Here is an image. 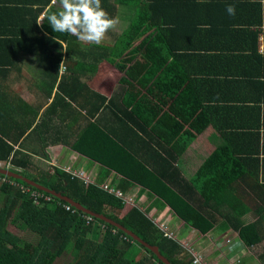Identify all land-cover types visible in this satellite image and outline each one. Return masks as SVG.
<instances>
[{
	"label": "trees",
	"instance_id": "trees-1",
	"mask_svg": "<svg viewBox=\"0 0 264 264\" xmlns=\"http://www.w3.org/2000/svg\"><path fill=\"white\" fill-rule=\"evenodd\" d=\"M4 1L2 4L23 5L27 9L33 3L40 5L42 0ZM49 1L51 0H47ZM173 1L101 0L102 7L112 18H119L118 8L126 7L127 13H130L127 17L124 16L129 22L128 27L118 36L113 37L111 45H107L106 40L100 45L83 43L67 33H55L44 19L43 30L48 34L39 33V39H43V44L39 47L43 49L39 53L48 60L41 70L42 76L52 77L48 85L50 89L48 96L55 84L61 63L63 67L67 66L65 70L68 71L63 76L65 79L59 86V92L55 94L45 111L47 116L34 132L37 143L42 149H45L47 144L67 145L71 151L91 163L102 166V172L92 182L85 184L82 179L72 176L61 168H54L52 172L34 168L31 165L32 154L28 155V152L22 148L16 151L13 149L34 121L29 123L26 129L23 128L19 133L15 132L14 137H16L12 140L8 137L10 132L6 131L7 129H0V162L8 166L0 168L23 178L27 177L59 192L61 196L80 204L84 209L110 219L142 242L158 247L161 255L171 264H192L190 251L177 239L165 236V233L155 225L149 216V209L153 206L159 211L170 208L172 216L177 221H183V231L191 229L200 235H205L215 228L220 232L235 231L247 247L260 241V237L257 235V226L243 222V217L249 211L244 207L245 198L241 192L245 180L241 163L238 162L230 146L225 144L210 152L202 160L192 179L187 180L182 174L181 167L175 166L174 162L182 157L185 159L188 148L209 125L208 121H204L200 104H193L189 109L186 100L176 95L175 90H180L178 86L181 84L171 86L172 92L160 89V83H151L152 85L146 89L150 98L163 109L161 118L156 117L154 105L149 106L136 100L130 102L128 99L126 103H120L121 108L114 115V124L125 128L103 131L96 125L87 123L77 139L69 140L62 132L59 134L56 128H53L56 132L55 139L50 141L46 139L47 128L50 127L48 116L62 109L66 101L65 97H69V101L74 103L73 97L77 91L89 94V91H86V79L97 86L100 85L98 88L102 95L96 94L100 100L97 110L104 105L110 87L108 85L110 82L104 77L109 74L111 82L118 83L117 72L122 74L124 70L118 61L123 59L125 53L132 50L134 44L137 45L133 50H138L142 60L149 64L152 76L153 57L160 59L159 62H163L164 58L163 51L153 50V46H160L162 43L166 45L170 43L171 34L179 35L174 26L179 22L177 18L182 15V11H186V8H182L183 4ZM251 1L227 0L217 5L226 8L227 5L234 4L236 10H248L255 8ZM216 3L217 1H211V8ZM44 5L32 10L35 19L39 12L43 11ZM23 7L18 9L19 12ZM49 10L55 12L59 9L50 6L45 16L49 14ZM120 18L123 19L122 16ZM15 37L17 46H23L24 35L17 34ZM39 39L34 32L31 44L33 42L39 44ZM64 44L67 48L66 54H64ZM73 53L80 57L83 63H79ZM103 61H108L116 67L113 74L108 72ZM129 72L130 69L123 72L124 77L121 76L119 82L126 84L123 80L127 75L129 76ZM95 75H98V79ZM172 76L174 73L167 72L171 84L172 81L174 82ZM155 89L164 93L160 94L162 96L169 93V101L164 97L162 100L158 99ZM65 104L66 108H70L68 102ZM12 112L9 104L0 109V122H7L9 130L15 125L16 120ZM165 122H170V126L168 124L163 137L159 138V132L162 131L158 126V130L144 132L149 126H164ZM130 128L138 130L145 137L140 138ZM105 152L108 156H103ZM139 159L140 161H137ZM169 168H173L172 172L175 173L173 179L165 177ZM31 171H35L36 174H31ZM111 174L112 176L108 178ZM101 183L119 189L123 197L109 194L100 186ZM21 185L30 190H38L50 196L52 200L50 202L41 200L39 205H34L30 192H22ZM134 185H137L140 191H146L147 199L151 201L149 208L142 210L124 201L125 197L131 198L132 203L137 202L139 191H135L134 194L132 191H127V188ZM223 204L227 209L221 211L219 208ZM64 205H68L70 210H65ZM84 216L89 215L71 206L62 198L50 195L21 178L0 173V264H54L55 261L64 260L68 256L70 261L61 264H164L156 255L133 241L123 231L94 217L92 221L86 223ZM19 220L26 226L30 238L17 237L6 229L8 223L15 224ZM156 220H159V224H166L157 214ZM166 226H169V222ZM233 239L234 237L231 236L226 240L223 237L222 245L228 246L226 249L235 246L237 239L235 242ZM262 263L264 264V260Z\"/></svg>",
	"mask_w": 264,
	"mask_h": 264
},
{
	"label": "crops",
	"instance_id": "crops-1",
	"mask_svg": "<svg viewBox=\"0 0 264 264\" xmlns=\"http://www.w3.org/2000/svg\"><path fill=\"white\" fill-rule=\"evenodd\" d=\"M2 1L0 0V109L9 104V108L13 110L11 114L16 117V120L12 130L8 129L9 125L4 121L0 122V129H7L6 131L10 132L8 137L12 140L16 137H14L15 132L19 133L23 128L26 129V126L34 121L20 142L13 147L15 151L22 148L28 152V155L32 154V158L50 167V170L44 171L52 172L54 170L50 166L52 164H58L54 168L68 165L73 170H80L92 179H96L102 172V166L91 163L64 144L53 146L47 144L46 148L42 149L34 135L35 130L47 116L45 111L55 94L59 92V86L65 79L63 76L68 71V69L65 70L67 66L63 67V71L59 70L48 96L50 90L48 85L52 77L42 76L41 70L48 60L39 53L43 49H39L43 44V39H39V33H48L43 30V25H38L36 22L45 16L50 6H57L53 0L49 2L42 0L40 5L33 3L27 10L23 5H5ZM211 1H217L213 8H211ZM173 2L183 4L182 8H186V11H182V15L177 18L179 22H176L174 26L179 35L171 34L170 43L166 45L162 43L160 46H153V50L163 51L164 58L163 62H159L160 59L153 57L152 76L149 64L142 60L139 52L136 53L137 57L133 56L126 64L123 62L127 54L125 53L123 59L118 61L124 68L122 74L117 72L118 83H112L109 74L104 77L110 82L104 105L97 110L100 100L96 94L102 95L98 88L100 85L97 86L91 80L86 79L88 83L85 82L87 86L85 89L89 91V94L77 91L73 97L74 103L69 101V97H65V103L68 102L70 108H66L64 103L62 109L48 116L50 127L47 128L48 137L46 139L49 141L55 139L56 132L53 128H56L59 134L62 132L69 140L77 139L87 123L96 125L103 131L125 128V126L114 124V115L119 112L120 103H126L128 99L130 102L136 100L149 106L154 105L156 117L161 118L163 109L150 98L146 89L152 85L151 83H160V89L172 92L171 86L181 84L178 86L180 90H175L176 95L186 100L189 109L193 104H200L204 121H208L209 125L188 148L185 159L182 157L176 162H171H174L176 167H181L182 174L189 180L194 176L202 160L216 147L225 144L230 146L238 162L241 163L245 180L242 183L241 192L245 198L244 207L249 211L243 217V222L257 226V235L260 237V241L247 247L235 231L220 232L215 228L205 235L197 233L196 238L201 236L198 239L200 246L206 248L205 255L202 253L204 264H227L225 260L220 259L223 251L226 252L224 244L222 245V238L226 236H234L233 242L237 239L234 247L236 251L231 255L239 258L241 262L239 264H263L264 0H252L251 3L255 5L254 9L236 10L235 16L228 15L226 8L220 5L227 0H174ZM219 2L221 3L217 5ZM43 5V11L39 12L35 19V13L32 10L41 8ZM21 7L23 10L19 12L18 9ZM29 8H31L30 11ZM34 32L40 40L39 44L36 42L31 44ZM17 34L24 35L23 46H17L16 39H14ZM63 47H65L64 54H66V44ZM73 54L79 63H83L80 57ZM102 63L108 72L113 74L116 70V67L108 61ZM109 67L114 69H109ZM141 67H146L147 70ZM129 69V76L127 75L123 80L126 84H122L119 78L124 77L123 72ZM167 72L174 73L172 76L174 85L171 84L170 77H167ZM96 76L98 79V75ZM147 80L150 82L148 83ZM154 91L158 99L162 100L164 97L169 101V93L162 96L160 94L164 93L158 89ZM168 124L170 126V122H165L164 126H149L144 132L158 130V126L162 131L159 132L160 138L166 133ZM127 126L131 127L128 124ZM130 129L140 138L145 137L138 130ZM138 152L144 153V151ZM104 155L108 156L106 152ZM34 163L31 159V165L39 168ZM172 171L173 168H169L165 177L173 179L175 173ZM31 174L35 175L36 172L31 171ZM111 176L112 174L108 178ZM127 191H132L133 194L139 191L136 203L140 209L150 207L151 201L147 199L145 190L140 191L138 186L134 185V187L127 188ZM219 209L223 211L227 207L223 204ZM149 210L150 217L154 214L153 217L156 219L157 214L159 218L168 220L170 227L172 222L178 223L172 216L170 208L159 211L153 206ZM187 231L191 242L195 231L191 229ZM185 233L186 231L180 237L184 239ZM209 242L215 244L214 249L212 247L208 249ZM227 255L230 254L227 253Z\"/></svg>",
	"mask_w": 264,
	"mask_h": 264
},
{
	"label": "clouds",
	"instance_id": "clouds-1",
	"mask_svg": "<svg viewBox=\"0 0 264 264\" xmlns=\"http://www.w3.org/2000/svg\"><path fill=\"white\" fill-rule=\"evenodd\" d=\"M53 3L59 10H49V14L42 16L36 23L43 25L46 19L55 33H67L88 44H102L107 33L119 23L118 18L109 16L101 0H53ZM226 11L228 15L235 16V5H227ZM60 70H64L62 63Z\"/></svg>",
	"mask_w": 264,
	"mask_h": 264
},
{
	"label": "rangeland",
	"instance_id": "rangeland-1",
	"mask_svg": "<svg viewBox=\"0 0 264 264\" xmlns=\"http://www.w3.org/2000/svg\"><path fill=\"white\" fill-rule=\"evenodd\" d=\"M125 8H118L119 15L122 16V18L124 16L127 17V15L130 14V13H127V10ZM120 16L118 18L119 19V23L117 24L116 28L114 30L109 31L107 33L105 39H104V41L106 40L107 44H111V41H112L113 37L114 36H118L123 30H125L128 27L129 22H127V19L125 17L123 19H121ZM83 43H85V42H83ZM136 45L137 44H135L134 47ZM134 47L132 48V50L129 53H127L125 55V57L123 59V62L125 64L127 62H129L133 58V56L137 57L136 53H137L138 50H133ZM141 68H144L145 71L147 70L146 67H141ZM135 86H136V84H135ZM39 154H40V152H39ZM32 160H33V163L36 162V164L34 163V165H36L37 167L41 168V170H43V171L44 170H50V167L48 165L41 164L37 159L35 160L34 158H32ZM56 165H58V164H56ZM56 165L52 164L50 166L52 167V169H54V167H56ZM59 167H60V165H59ZM61 168H62L63 171H65V170L66 171H70V170L73 171L72 167H70L68 165L61 166ZM78 171H80V170H78ZM128 199H131V198H128ZM128 205L138 206V204L136 202L135 203H131V204L128 203ZM153 216H155V215L152 214L151 217H153ZM153 218H155V217H153ZM162 221H164V223L167 222V221H165V219H162ZM166 224H168V222ZM182 225H183V221H178V223H173L172 222V226L171 227H170V225L167 226V227L165 226L164 230H165V232H167V234L173 236L178 241L180 240L182 243L180 241L179 242L186 249H188L190 251V254L192 252L193 254H198V255L201 254L202 256H203V254L205 255L206 248H203V247L200 246L201 243L198 242V239L201 236L200 237L198 236V238H196L197 233H198L197 231H195L193 233V236L191 238V242H190V234H189V232L187 230H185L186 233H185L184 239L180 237V235L182 233H184V231L182 230L183 228L181 229V227H183ZM158 228H160L163 231V229L161 227H158ZM6 229L9 232H11L13 235L17 236V237H22V238L25 237L26 239L30 238V234L28 233V230L26 229V226L20 220L17 221L15 224H9L8 223L7 226H6ZM224 238L226 240L227 238H230V236H226ZM186 239H188L189 241H187ZM210 247H212L214 249L215 248V244H213L212 242H209L208 249ZM227 247H225V248H227ZM234 247L235 246H232L231 248L226 249V252L223 251V254L221 255L220 259L225 260V262L227 264H238L239 258L238 257H232V255H231V253L236 251V249ZM227 253L230 254V255H227ZM136 259H137V257H136ZM69 261H70V259H69V256H68V257L64 258V260L59 259L58 261H55L54 264H61L62 262H69Z\"/></svg>",
	"mask_w": 264,
	"mask_h": 264
},
{
	"label": "built area",
	"instance_id": "built-area-1",
	"mask_svg": "<svg viewBox=\"0 0 264 264\" xmlns=\"http://www.w3.org/2000/svg\"><path fill=\"white\" fill-rule=\"evenodd\" d=\"M5 164L0 162V167H4ZM6 168L8 166H5ZM66 171V170H65ZM66 172H69L72 176H75V177H78L80 179H82L84 181L85 184H88L90 182H92V178L87 176L84 172L82 171H78V170H73V171H66ZM100 186L106 190L107 192H109V194H114L116 197H123L122 196V192L119 190V189H116L114 186H109L108 184L104 183V184H100ZM21 188V191L22 192H26V191H29L30 192V196L32 198V203L34 205H39L40 204V201H44V202H50L52 200V198L50 196H47V195H44L42 194V192L38 191V190H30V188L28 187H25V186H20ZM124 201L126 203H132L131 202V199H127L124 197ZM64 208L65 210H70V207L68 205H64ZM85 220L87 221L86 223L92 221V217L91 216H84ZM152 218V217H151ZM153 222L155 223L156 226L158 227H161L165 233V236H167L168 238H171V239H175L173 236L167 234V232H165L164 230V227L166 226V224H159L158 223V220L152 218ZM167 227V226H166ZM234 236H231V238H233ZM228 241V240H227ZM191 255H192V258H193V261H192V264H204V260H203V256L201 254H193L191 252Z\"/></svg>",
	"mask_w": 264,
	"mask_h": 264
},
{
	"label": "water",
	"instance_id": "water-1",
	"mask_svg": "<svg viewBox=\"0 0 264 264\" xmlns=\"http://www.w3.org/2000/svg\"><path fill=\"white\" fill-rule=\"evenodd\" d=\"M0 173H4L6 175H9V176H13L15 178H21L22 180H24L25 182H27L28 184L32 185V186H35L43 191H46L48 192V194L50 195H53V196H56V197H59V198H62L65 202H67L68 204H70L71 206L81 210L83 213L91 216V217H94L96 219H99L107 224H110L111 226H114L116 228H118L119 230L123 231V233L125 235H127L128 237H130L133 241L137 242L138 244H141L142 246H144L146 249H148L149 251H151L154 255H156L164 264H171V262L165 258L164 256L161 255V253L159 252V248L158 247H155V246H150L148 244H146L145 242H142L141 240H139L135 235H133L132 233H130L129 231L123 229L121 226H119L118 224L112 222L110 219L102 216V215H97V214H94L92 212H90L89 210H86L84 209L80 204L78 203H75L73 202L71 199L67 198V197H63L59 194V192H55L54 190H51L47 187H45L44 185H41L27 177L23 178L19 175H16V174H13V173H10L8 172V170H4V169H1L0 168Z\"/></svg>",
	"mask_w": 264,
	"mask_h": 264
}]
</instances>
